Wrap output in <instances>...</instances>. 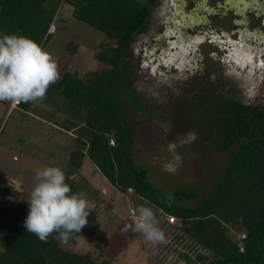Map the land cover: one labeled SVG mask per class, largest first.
I'll list each match as a JSON object with an SVG mask.
<instances>
[{
  "label": "trees",
  "instance_id": "1",
  "mask_svg": "<svg viewBox=\"0 0 264 264\" xmlns=\"http://www.w3.org/2000/svg\"><path fill=\"white\" fill-rule=\"evenodd\" d=\"M155 2L0 0V37L23 35L45 48L54 36L48 29L66 3L72 6L76 20L105 36L95 57L98 69L86 76L65 72L49 87L42 102L27 103L35 114L66 129L75 141L62 167L73 193L83 192L88 197L81 168L89 159L115 190L131 191L167 220L176 217L170 224L188 234L184 247L168 246L161 262L264 264V106L230 97L227 108L214 115L220 135L217 144L235 152L215 191L196 206L181 201L198 199L197 188L167 192L152 186L146 168L135 162L134 125L121 108L116 91H121L117 83L125 75L121 71L126 50L145 28ZM61 112L64 116H59ZM4 181L13 190L10 195L20 193L9 179ZM5 184L4 194L8 193ZM28 210V201L14 209L0 201V264H111L109 258L97 260L73 248L78 238L96 233L97 226L82 229L67 244L61 243L56 233L42 242L24 227ZM238 232L241 235H233Z\"/></svg>",
  "mask_w": 264,
  "mask_h": 264
},
{
  "label": "rangeland",
  "instance_id": "2",
  "mask_svg": "<svg viewBox=\"0 0 264 264\" xmlns=\"http://www.w3.org/2000/svg\"><path fill=\"white\" fill-rule=\"evenodd\" d=\"M160 2L164 0H156L153 4L147 24L150 19L154 20L153 15H158V8L162 6H158ZM61 8L54 36L44 49L56 60L60 77L65 72L86 76L99 68V61L95 57L105 36L94 27L76 20L68 3ZM149 31L147 28L139 31L126 50L121 71V75H125L117 83L121 91L116 89V95L121 108L134 125V159L137 166L146 168L148 182L167 192L195 187L198 189V199L181 203L196 206L199 200L215 191L235 152L234 149L224 150L217 144L220 135L214 115L227 108L230 97L245 103H264V71H255L254 65H249L245 72L247 76H240L250 80L249 83L237 81L240 70L233 64L221 61L222 56L231 51L230 48L223 54L224 50L211 46L188 54L190 66L187 68L191 72L178 73L171 68L170 72H166L164 68H158V53L146 57L143 67L140 51L150 48L145 42ZM250 70H253L251 76ZM224 73L228 75L226 79L221 75ZM255 76L260 79L257 80ZM255 79L256 86L251 83ZM193 84L198 85L199 89ZM31 112L30 117L33 118L27 119L30 123H27L29 128L25 132L28 139L25 149L20 144L9 148V152L3 155L0 153L3 156L0 163L5 165V170L11 168L10 176H18L17 179H10L13 188L20 192L18 195H10L13 190L0 178V201L12 209L30 198L37 183V170L47 166L62 169L75 145L69 132L61 131L65 134L49 135L52 141L60 145L52 144L51 148H45L40 143L42 136L34 132L42 115L35 114L33 110ZM60 115L64 116V113ZM19 123L16 114L6 117L0 128V151L1 143L5 138H10L9 133L16 131ZM49 128L52 130V127ZM17 132L20 134L19 130ZM30 140L39 142L34 144ZM47 160L49 163H45ZM81 173L86 178L84 185L88 187L87 201L91 210L87 217L88 224L83 229L97 226V230L88 238H78L74 250L88 253L97 260L109 258L111 264H165L166 260L161 262V255L167 252L168 246L184 247L188 239L185 230L171 225L170 220L150 202L138 198L131 191L121 193L115 190L89 159L82 166ZM4 184L8 188L6 194L2 191ZM141 206L154 210L159 227L165 233L163 243L147 241L141 233L133 230L135 221L130 210L137 211ZM177 237L180 240H176ZM97 243L101 246L97 247Z\"/></svg>",
  "mask_w": 264,
  "mask_h": 264
},
{
  "label": "clouds",
  "instance_id": "3",
  "mask_svg": "<svg viewBox=\"0 0 264 264\" xmlns=\"http://www.w3.org/2000/svg\"><path fill=\"white\" fill-rule=\"evenodd\" d=\"M59 78L56 60L39 43L23 35L0 37V101L42 102ZM35 179L24 227L42 242H48L49 236L56 233L61 243L67 244L88 224L91 210L86 196L83 192L73 193L65 172L57 166L37 170ZM137 212L133 230L147 241L163 243L165 233L154 210L141 206Z\"/></svg>",
  "mask_w": 264,
  "mask_h": 264
},
{
  "label": "flooded vegetation",
  "instance_id": "4",
  "mask_svg": "<svg viewBox=\"0 0 264 264\" xmlns=\"http://www.w3.org/2000/svg\"><path fill=\"white\" fill-rule=\"evenodd\" d=\"M160 5L158 15H153L154 20L150 19L141 30H150L145 39L150 48L140 51L142 66L146 57L158 53V68L166 72L170 68L178 73L191 72L187 68L190 66L188 54L211 46L224 50L223 54L230 48L221 61L240 70L237 81L249 83L245 77L242 79V75L247 76L249 65H254L255 71H264V0H164ZM221 75L228 77L225 73ZM256 79L251 81L255 86ZM245 104L264 106V103Z\"/></svg>",
  "mask_w": 264,
  "mask_h": 264
},
{
  "label": "crops",
  "instance_id": "5",
  "mask_svg": "<svg viewBox=\"0 0 264 264\" xmlns=\"http://www.w3.org/2000/svg\"><path fill=\"white\" fill-rule=\"evenodd\" d=\"M143 2H145V1H143ZM70 7H71L70 8L71 9V13H72L73 8H72L71 5H70ZM61 9L62 8H60L58 13H57L59 19H60V15L59 14H60V10ZM31 110H32L31 106L28 105L27 103H22L20 107L12 109L10 107L9 102L0 101V128L2 126V123L6 120V117L8 115L12 116L13 114H16V116L19 118V122H20L19 124H17V126L15 128L17 130L16 131L12 130L9 133V137L10 138L9 139L5 138V141H3L1 143L2 149H1L0 153L2 155L5 152H9V150H8L9 148L17 147L20 144L25 149L27 141H28L25 132L28 131V128H29L27 126V123H30V122L27 121V119L28 118H33V117H30V115L32 113ZM39 120L40 121H38V125L39 126H37V131H34V132H37V133H39V136L40 135L42 136L40 138V140H41L40 143H42L41 145H43L45 148H47V147L51 148L52 144H53L52 146H55L56 144H58V143H56V141H52V139L49 138L50 133L51 134L52 133H54V134L55 133H62L61 131L68 132L66 129H63L61 126L56 125L52 121L46 120L44 118H41V119L39 118ZM48 126L52 127V130ZM18 130L20 131L19 132L20 134H18V132H17ZM41 131H43L44 133L42 134ZM62 134H65V133H62ZM30 141H32L31 143L34 142V144H38V142H39V141L36 142L34 140H30ZM16 142H18V143L16 144ZM58 145H60V144H58ZM0 157H3V156L0 155ZM9 157H7V158H9ZM45 163H49L48 160H47V162L45 161ZM4 166H5L4 164L0 163V178H1L2 181L5 180V179H9V180L11 179L12 180V178L14 179L15 177H16L15 179L18 178V176H15V177L14 176H10V174L13 171V169L10 168L8 170H5Z\"/></svg>",
  "mask_w": 264,
  "mask_h": 264
},
{
  "label": "built area",
  "instance_id": "6",
  "mask_svg": "<svg viewBox=\"0 0 264 264\" xmlns=\"http://www.w3.org/2000/svg\"><path fill=\"white\" fill-rule=\"evenodd\" d=\"M55 31H56V22L53 21V22L51 23L49 29H48V32H49V33H54ZM7 102H9L10 107H11L12 109H13V108H18V107H20L21 104H22V102L19 103V104H13L11 101H7ZM130 215H131L132 217H134L133 219H134V221L136 222V221H137V218H138V212H137V211H134V209H131V210H130ZM168 220H170L171 223H175V221H176V217H174V216H170Z\"/></svg>",
  "mask_w": 264,
  "mask_h": 264
}]
</instances>
